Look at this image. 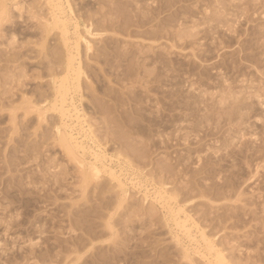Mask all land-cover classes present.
I'll return each instance as SVG.
<instances>
[{
	"label": "rangeland",
	"instance_id": "1",
	"mask_svg": "<svg viewBox=\"0 0 264 264\" xmlns=\"http://www.w3.org/2000/svg\"><path fill=\"white\" fill-rule=\"evenodd\" d=\"M68 2L93 44L74 100L101 149L148 193L163 185L230 264H264V0ZM0 7V264H191L158 203L132 187L119 201L106 175L83 187L57 115H24L65 49L47 0Z\"/></svg>",
	"mask_w": 264,
	"mask_h": 264
},
{
	"label": "bare ground",
	"instance_id": "2",
	"mask_svg": "<svg viewBox=\"0 0 264 264\" xmlns=\"http://www.w3.org/2000/svg\"><path fill=\"white\" fill-rule=\"evenodd\" d=\"M47 3L50 8V18L45 19L46 29L48 32L58 31L61 44L65 49L62 73L51 78V98L46 99L44 103H34L29 100L30 104L25 107L24 115L35 114L38 125L41 121L47 122V116L51 113L57 115V120L52 125L53 140L67 159L77 165L83 187L91 182L100 181L102 176L106 175L118 189L119 201L128 197V190L131 187L137 192L143 190L140 193L143 201L150 197L151 201L158 203L163 208V217L165 216L177 228L179 233L176 231L173 237L181 245L184 257L191 264H194L191 260V252H196L195 254L201 256L208 264H230L192 217L181 206L169 203L171 200L173 202L174 198L168 194L163 185H153L151 193H148V187L143 185L141 180L135 179L134 175L129 176L125 170L123 171L124 168L119 161L115 162L112 155L101 149V143L85 119V113L74 100L75 94L80 92V78L83 72L80 65V44L81 42L84 44L86 52L92 50L93 44L89 38L82 35L79 22L73 15L68 0H47ZM84 28L88 36L95 34L89 27L84 25ZM154 79L159 81L161 77L155 75ZM175 93V91H168L167 94L170 96ZM177 100L175 98L172 102L177 103ZM185 105L189 106L188 102L185 101ZM113 162L115 166L112 165ZM185 238L188 240L187 244L181 241ZM192 243H196L204 251L194 248L191 250Z\"/></svg>",
	"mask_w": 264,
	"mask_h": 264
}]
</instances>
